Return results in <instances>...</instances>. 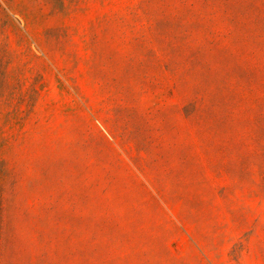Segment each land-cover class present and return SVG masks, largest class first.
Returning <instances> with one entry per match:
<instances>
[{
    "label": "rangeland",
    "instance_id": "rangeland-1",
    "mask_svg": "<svg viewBox=\"0 0 264 264\" xmlns=\"http://www.w3.org/2000/svg\"><path fill=\"white\" fill-rule=\"evenodd\" d=\"M0 264H264V0H0Z\"/></svg>",
    "mask_w": 264,
    "mask_h": 264
}]
</instances>
